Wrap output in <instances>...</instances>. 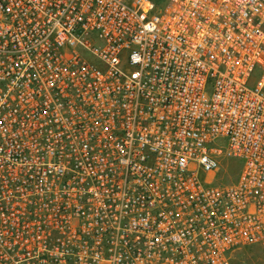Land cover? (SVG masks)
<instances>
[{"label": "built area", "instance_id": "built-area-1", "mask_svg": "<svg viewBox=\"0 0 264 264\" xmlns=\"http://www.w3.org/2000/svg\"><path fill=\"white\" fill-rule=\"evenodd\" d=\"M0 264H264V0H0Z\"/></svg>", "mask_w": 264, "mask_h": 264}, {"label": "rangeland", "instance_id": "rangeland-1", "mask_svg": "<svg viewBox=\"0 0 264 264\" xmlns=\"http://www.w3.org/2000/svg\"><path fill=\"white\" fill-rule=\"evenodd\" d=\"M259 79V75H255L253 77V81L256 82ZM238 165L239 162L234 160V159H230V158H224L222 160V164H221V169H220V174L219 175H223V176H231V179H234V176L236 177V171L238 173ZM256 257L252 256L251 254L248 255H242V256H238L237 260L238 261H250L255 259Z\"/></svg>", "mask_w": 264, "mask_h": 264}, {"label": "trees", "instance_id": "trees-1", "mask_svg": "<svg viewBox=\"0 0 264 264\" xmlns=\"http://www.w3.org/2000/svg\"><path fill=\"white\" fill-rule=\"evenodd\" d=\"M157 3H160L161 0H155ZM248 254H251V257L254 256L256 257V249L255 248H252V247H248V248H245L243 249L242 251L239 252L238 256H242V255H248ZM251 261V260H250Z\"/></svg>", "mask_w": 264, "mask_h": 264}]
</instances>
